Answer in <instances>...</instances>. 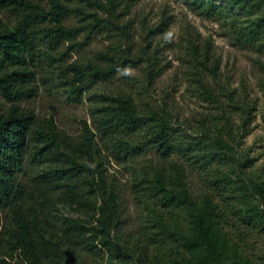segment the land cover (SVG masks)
<instances>
[{"label":"trees","instance_id":"16d2710c","mask_svg":"<svg viewBox=\"0 0 264 264\" xmlns=\"http://www.w3.org/2000/svg\"><path fill=\"white\" fill-rule=\"evenodd\" d=\"M192 1L207 14L241 12L245 19L234 20L241 23L235 29L237 39L264 49V0ZM127 9L121 0H0V95L9 102L0 111V209L7 213L3 236L8 249L0 264H86L85 255L100 252L107 253L100 264H145L144 251L123 243L117 234L122 223L121 194L114 178H108L95 131L84 121L79 134H70L52 117H39L18 103L37 93L35 76L45 64L48 69L39 74L41 82L52 78L79 99L98 81L141 61L120 41L99 51L97 60L62 59L65 52L85 45L93 33L106 28L126 35L121 17ZM72 16L76 22L67 24ZM80 32H85L83 40L78 39ZM189 50L202 93L217 101L202 73L215 77L218 61L210 63L208 44L200 48L191 43ZM148 62L149 85L162 67L156 57ZM103 98L107 103L97 107L98 124L114 140L118 155L128 159L148 148L163 156L173 151L171 116L165 109L146 103L140 110L126 93H105ZM142 132L143 141L131 139L130 135ZM213 141L219 153L231 148L220 132ZM26 164L37 170L28 183L23 180ZM152 172V178H142L148 195L167 211L183 210V225L176 222L174 229L162 213L159 220L162 230H176L183 245V258L176 264H255L239 251L209 198L200 201L192 195L184 168L173 163L169 171L155 166ZM235 184L245 200L241 211L246 220H258L264 227V180L237 179ZM64 207L77 215L52 216L51 208Z\"/></svg>","mask_w":264,"mask_h":264},{"label":"rangeland","instance_id":"374dc122","mask_svg":"<svg viewBox=\"0 0 264 264\" xmlns=\"http://www.w3.org/2000/svg\"><path fill=\"white\" fill-rule=\"evenodd\" d=\"M121 2L128 5L121 17L127 25L126 35L106 28L93 33L85 45L65 52L62 59L97 60L99 51L120 41L141 61L98 81L79 99L52 78L41 82L39 74L48 69L45 64L35 76L37 93L18 103L33 109L39 117H52L58 127L70 134H79L84 121L95 131L108 178H114L121 194L122 223L117 234L123 243L144 251L145 264H176L183 258V245L176 230L164 231L159 222L162 213L171 229L176 222L183 225V210L162 208L148 195L144 180L147 176L152 178V167L163 166L169 171L173 163L184 168L192 195L200 201L208 197L220 212V223L239 251L255 264H264V227L258 220H246L241 211L245 200L235 184L237 179L245 183L250 179L264 180V49L239 42L235 29L241 23L234 20L245 19V15L237 10L220 16L207 14L192 0ZM75 22L73 16L66 20L67 24ZM160 24H164L162 30L153 32ZM84 35L80 32L78 39L83 40ZM191 43H198L200 48L208 44L210 63L218 61L215 77L208 71L202 73L217 101L206 98L196 80L190 63ZM61 49L65 51V46ZM151 57H156L162 71L148 85L146 67ZM105 93L130 94L140 110L146 103L165 109L171 116L173 151L163 156L148 148L128 159L118 155L114 140L105 136L98 124L97 107L107 103ZM8 104L0 95V111ZM218 132L231 145L222 153L213 141ZM130 137L140 142L146 135L142 132ZM26 169L23 180L28 183L29 175L37 170L29 164ZM69 212L77 215L68 207L51 208L56 219ZM6 219V211L0 209V256L8 251L3 236ZM85 258L86 264H100L106 261L107 253Z\"/></svg>","mask_w":264,"mask_h":264}]
</instances>
